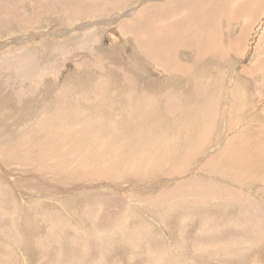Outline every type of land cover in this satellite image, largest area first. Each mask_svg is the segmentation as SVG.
Instances as JSON below:
<instances>
[{"label":"rangeland","instance_id":"rangeland-1","mask_svg":"<svg viewBox=\"0 0 264 264\" xmlns=\"http://www.w3.org/2000/svg\"><path fill=\"white\" fill-rule=\"evenodd\" d=\"M213 8L0 0V264H264V161L240 177L221 160L264 144V67L252 70L264 61V2L250 21L217 22L229 38L209 28L225 46L210 60L176 52L183 65L194 55L202 62L181 74L149 62L122 31L149 23L187 41L194 36L176 30L192 24L202 35ZM87 125L93 133L81 136ZM92 153L100 157L88 168L106 174L85 178L74 158ZM61 156L71 167L54 165ZM194 187L203 192L186 190ZM109 198L121 202L111 209L122 219L102 226Z\"/></svg>","mask_w":264,"mask_h":264},{"label":"bare ground","instance_id":"bare-ground-1","mask_svg":"<svg viewBox=\"0 0 264 264\" xmlns=\"http://www.w3.org/2000/svg\"><path fill=\"white\" fill-rule=\"evenodd\" d=\"M211 1H212V4H214V6L217 7V11L215 12L214 8H213L214 12H213L212 15L208 11L204 12L205 17H207L208 20L210 19L212 21L213 25H208V24H210V22L207 21L206 22L207 28L203 29L202 35H201V28L199 26L198 27L200 29L197 28V27H191L192 24L190 25V28L188 27L189 29L181 27V28L176 30L177 32H179V35L181 34V32H183L185 34V36L188 33H191V35L194 36L193 38L191 37V39H189L187 41L181 40V37H180L181 35L180 36L177 35L179 39L177 37H173L175 35V33L173 34V32L170 30L171 28H169V27L166 28L164 34H162V32H159L160 29H156L155 27H154V29L151 28L152 26L150 27L149 23L145 24V30L144 29L138 30V27L136 25H135L136 28L134 27V24H135V23H133L134 20H132L133 22L129 21V22H132L133 24L125 25L124 28L122 29V31H124V32H125V30H128L130 32L132 31V33H133L132 35H133V37L136 40L137 49L139 50V52L144 57H146V59L149 60V62L152 61V62H155L158 65H161L162 66L161 68H163L165 71L175 74V73H180L181 70L185 71V68H186L185 66L191 67V68L192 67L196 68L199 65V63L201 62V60H200L198 55H197V57H195V55L192 56V58L190 60H187L186 61L187 63H185V65H183L181 62H179L177 60L176 52H178V54H181L182 51H183V48H193L194 50H198L199 52H201L202 61H204L206 59L210 60L211 56H212V54H214V52H217V53L219 52L218 54H220V52H223L222 49L223 48L225 49V46H221V43L217 44L215 42L214 37H213L212 33L210 32L209 28H211V26H212L213 29L220 27V24H217V22H220L221 20L225 21V24L228 25V26L234 20H238L240 18L247 17V19H244V20L250 21V19L252 20V18H254L255 14H257V12L259 11L261 3L264 2V0H240V3L236 4L235 0H211ZM161 14H162V12H161ZM138 21L140 22V20H138ZM198 22H201V21H198ZM220 29H221L220 30L221 39L229 38V36L227 35L228 31H227V34H225V30H224L225 28L220 27ZM225 35H227V37H225ZM235 40H236V41H234L235 43L240 41V39H238V40L235 39ZM193 52H196V51H191L192 54H194ZM163 59H164V61H163ZM259 63L260 64H257V66L253 67L252 70H255L256 67L259 68V69L264 67V61L259 62ZM124 80L127 81L126 84H130L131 87L139 86V80L138 79H134L132 77H129L126 74L124 76ZM206 99L207 98H204V99L201 98V100H202L201 103L203 104V106H205V103H206L203 100H206ZM133 100L136 103L137 99H133ZM134 107H136V106H134ZM133 109H136V108H133ZM90 127H91L90 125L84 126L83 127L84 130L81 131V133L83 135H81V136H84V135L86 137L88 135L90 136L93 133L92 131H90ZM208 127L209 126H206V127L203 126L202 129L199 128V132H198L199 138H196L193 142H195L198 145H200L204 140H206L208 134L206 132H204V131L205 130L208 131L209 130ZM92 128H94V126ZM184 131H185V127L183 126L181 132L175 131L174 133H172V135L170 136V138H172V140H170V138H168L169 139L168 142L165 143V145L164 144L163 145L165 147H166V145H170L171 142L174 140V138L180 136V134H184ZM99 138L96 137L94 139V141L99 143V141H98ZM155 140L157 142H160V140H158V138L155 139ZM248 140L249 139H247V141H245L247 144H250V143L254 144L255 141H256L255 140L254 142H252L253 140H249V141ZM262 142H264V140H262ZM192 144H194V143H192ZM262 145H264V144H262ZM262 145H260L259 142H258L257 145H252V146L247 147V148H242L241 147L242 149H240V148L231 149V151H228V153H225L222 156L221 160L223 162L229 164V166H231V168L237 167V169H238L237 173H239L238 175L240 177L249 175L253 168H257V169L258 168H262V163H259L261 161H264V146H262ZM154 146H156V144ZM104 147H105V145L102 146L101 148H104ZM186 147L183 148L184 152H186V153L190 152L191 149L188 148V147L186 148ZM167 148L168 147H166L164 149L167 150ZM93 155H94V158H93L94 160L92 158H90L88 155H86L85 157H84V155L83 156H79L78 158L75 157L74 158L75 164H78V166H79V164H81L83 162L81 165H84L85 167L88 168V166L90 165V161L94 162L96 159H99V157H100V156H98L96 154H93ZM127 155H129V154H127ZM63 158H64V156H61L59 158V162L55 163L54 165H56V167H58L59 166L58 164H62V165L66 164L67 166L71 167L70 166L71 164L68 163L70 161H68V162L66 161V163H65V162H63L65 160ZM113 158H115V157H113ZM115 160L116 159H114L113 161L115 162ZM127 160H129V159H127ZM110 163H113L112 160H111ZM103 167L105 168V166H103ZM228 168H230V167H228ZM263 168H264V166H263ZM101 169L95 171L93 169L88 168V169L84 170L85 172L80 173V175L84 176L85 178L89 177V176L93 177V176H96V175H102L105 170H103V169L101 170ZM104 174H106V172ZM132 174H134V173H132ZM225 174H227V173L225 172ZM227 175H229V177H232V178H238V175H236L235 173H232L231 171H229V174H227ZM193 180H195V179H193ZM210 187H211V190H210L211 192L222 190L220 187H217L215 185H211V186H209V188ZM186 190L187 191H192V192H203V190H198L196 187L190 188V189H186ZM177 191L182 192V189L178 188ZM175 192H176V190H175ZM170 193H172V192H170ZM198 195H200V194H198ZM102 202L104 203V206H105V211H104L105 215L102 216L100 225H102V226L109 225L111 223H115L116 221L120 222L122 217L121 216H117L116 209H114V208L111 209V207L116 205V204L119 205V203H121V202L119 200L114 199V198L104 199V201H102ZM100 225H99V227H100ZM94 255L95 254H92L91 257L94 258Z\"/></svg>","mask_w":264,"mask_h":264}]
</instances>
